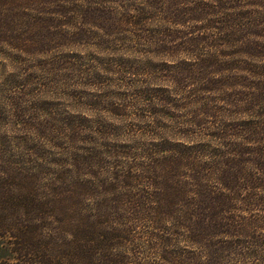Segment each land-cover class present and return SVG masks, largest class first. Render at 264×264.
Listing matches in <instances>:
<instances>
[{"label":"rangeland","instance_id":"1","mask_svg":"<svg viewBox=\"0 0 264 264\" xmlns=\"http://www.w3.org/2000/svg\"><path fill=\"white\" fill-rule=\"evenodd\" d=\"M163 1V13H151L156 20L136 27L125 17L134 15L139 0H0V144L15 150L25 138L26 148H33L29 163L9 165V157L0 156V187L9 167L33 177L31 169L40 165L38 205L47 201V188L52 196L75 187L82 199L77 208L64 201L66 215L58 213V203L48 206L38 222L43 237L64 233L62 220L89 216L109 174L156 155L161 150L154 145L204 143L214 125L228 123L237 137L224 144H241L248 121L252 140L264 136V90L255 87L264 81V0ZM159 35L148 48L145 40ZM249 41L261 47L257 60L240 54ZM254 93L260 102L250 109ZM222 149L212 140L201 148L202 161ZM130 184L133 190L142 182ZM256 191V203L239 215L260 221L253 226L263 245L264 187ZM117 249L128 256L124 247ZM135 255L142 263H159L156 252Z\"/></svg>","mask_w":264,"mask_h":264},{"label":"trees","instance_id":"2","mask_svg":"<svg viewBox=\"0 0 264 264\" xmlns=\"http://www.w3.org/2000/svg\"><path fill=\"white\" fill-rule=\"evenodd\" d=\"M165 4L163 0H139L133 7L134 15L125 19L132 26L143 27L151 18L156 20L151 13L162 12ZM161 38L150 37L144 43L149 48ZM242 44V56L259 58L256 52L261 47L250 41ZM255 87L264 90V81ZM257 95L254 93L256 99L250 95V109L259 105ZM248 125L241 144H224L228 137H237L236 132L229 131L228 123L214 125V134L204 143L167 141L152 145L161 153L147 154L144 161L142 157L132 159L129 171L109 174L111 179L96 191L100 200L93 204L90 215L76 223L60 221L64 233L52 237H43L38 222L55 203L61 208L54 206V210L64 215V201L77 208L82 199L76 197V188L60 189L52 196L47 188V201L38 205L35 188L41 166L31 169L33 177H21L9 167L0 187V249L4 255L0 264H149L138 261L135 253L141 250L156 252L158 264H230L236 259L237 264H264L262 232L253 226L259 220L239 215L246 212L244 206L256 203V190L264 187V136L253 135L257 139L252 140L247 135L253 129L251 121ZM202 135L200 131L194 136ZM212 140L222 143L223 149L213 151L212 159L205 163L203 152ZM26 143L22 138L15 150H7L2 141L0 156H8L9 165L18 164L19 159L32 162L33 148H26ZM201 148L205 150L201 152ZM136 179L142 182L141 188L131 190L134 186L130 183ZM65 224L72 234H67ZM119 247H124L128 256L120 255Z\"/></svg>","mask_w":264,"mask_h":264}]
</instances>
